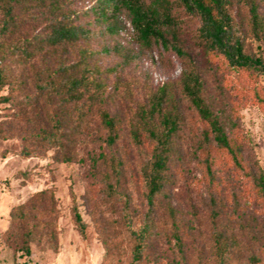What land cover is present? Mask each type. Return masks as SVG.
I'll return each mask as SVG.
<instances>
[{"label": "rangeland", "instance_id": "rangeland-1", "mask_svg": "<svg viewBox=\"0 0 264 264\" xmlns=\"http://www.w3.org/2000/svg\"><path fill=\"white\" fill-rule=\"evenodd\" d=\"M94 2L75 0L74 8L88 10ZM258 11L264 16L261 5ZM245 20V10L239 9L235 22L244 31ZM78 23L92 36L64 52L61 60L73 63L78 48L92 53L88 63L99 73L105 108L122 121V138L111 152L123 162L122 185L130 203L132 227L137 229L147 211L139 176L144 155L129 143L128 122L149 92L163 84L177 86L182 62L157 46L150 50L139 47L124 13L118 15L113 34L103 32L105 25L95 22L92 14L80 16ZM193 31L191 23L184 25L181 40L202 73L206 99L241 146L242 169L233 168L228 157L212 147L211 182L191 157L189 144L181 142L180 159L170 166V182L164 196L157 199L150 244L140 264H214L210 239L213 211L218 213L215 223L238 243L232 264H249L251 255L264 264L259 242L264 209L254 198L250 178L257 169L264 174V104L258 100L264 99V78L225 70L219 60L197 54L191 46ZM246 49L264 58L263 43L247 37ZM55 65L56 60L44 53L29 61L17 55L7 60L10 84L0 93L10 97L9 103L0 104V130L5 136L0 140V264H102L104 245L113 264H129L131 244L120 220L121 206L102 193L99 176L86 164L55 161L56 150H46L34 139L37 132L48 128L47 115L57 108L53 104L50 109L43 97H26L36 94L35 77ZM180 112L182 134L199 135L204 127L184 103ZM92 123H96L95 118ZM24 148L35 152V157L22 156ZM80 149L75 152L84 155ZM42 190H50L55 199L56 248L50 249L42 239L30 245L26 257L15 252L13 245L8 246L1 235L8 226L10 209ZM72 207L86 225L84 237L74 227Z\"/></svg>", "mask_w": 264, "mask_h": 264}, {"label": "trees", "instance_id": "trees-1", "mask_svg": "<svg viewBox=\"0 0 264 264\" xmlns=\"http://www.w3.org/2000/svg\"><path fill=\"white\" fill-rule=\"evenodd\" d=\"M74 1L0 0V93L10 84L7 60L11 56L29 61L44 53L56 60L53 68L35 77L36 94L26 97L28 100L43 97L50 109L53 104L57 108L47 115L48 128L37 132L34 139L46 150H56L55 161L86 164L99 176L102 193L121 206L120 220L131 244L129 264H140L150 244L157 199L164 196L170 182V166L180 159L181 142L189 144L191 157L211 182L212 147L225 154L233 168L242 169L241 146L228 134L219 114L206 99L202 73L181 40V30L188 23L194 26L191 46L197 54L219 60L225 70L264 78V58L246 49L247 37L264 44V16L258 11L259 5L264 11V0H95L90 9L82 11L74 8ZM239 9L246 13V31L235 22ZM121 13L126 15L139 47L150 50L157 46L182 62L177 86L163 84L149 92L128 122L129 143L144 155L139 176L147 211L137 229L132 227L130 203L122 185L123 162L111 152L122 138V121L105 108L99 73L88 63L92 53L78 48L73 63L61 60L64 52L92 36L91 31L78 23L80 16L92 14L95 22L105 25L103 32L113 34ZM258 100L264 104V99ZM9 102V96L0 95V104ZM182 103L204 127L199 135L182 134ZM92 118L96 119L95 124ZM4 139L0 130V140ZM80 147L84 155L75 152ZM21 155L28 158L36 153L24 148ZM250 178L254 198L264 209V174L257 169ZM54 204L53 193L42 190L25 203L13 206L8 213V226L1 235L3 241L26 257L30 255V245L42 239L55 250ZM166 210L173 218L168 205ZM217 217V211H213L210 224L213 262L232 264L238 243L234 235H227L215 223ZM71 218L79 236L84 237L86 225L75 207L71 209ZM260 241L264 250V226ZM104 251L102 264H113L105 245ZM259 260L251 255L248 263L258 264Z\"/></svg>", "mask_w": 264, "mask_h": 264}]
</instances>
